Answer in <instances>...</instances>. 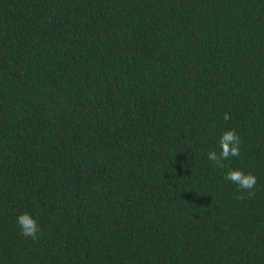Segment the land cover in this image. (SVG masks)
Listing matches in <instances>:
<instances>
[{
	"label": "trees",
	"instance_id": "trees-1",
	"mask_svg": "<svg viewBox=\"0 0 264 264\" xmlns=\"http://www.w3.org/2000/svg\"><path fill=\"white\" fill-rule=\"evenodd\" d=\"M0 264H264V0H0Z\"/></svg>",
	"mask_w": 264,
	"mask_h": 264
},
{
	"label": "clouds",
	"instance_id": "clouds-1",
	"mask_svg": "<svg viewBox=\"0 0 264 264\" xmlns=\"http://www.w3.org/2000/svg\"><path fill=\"white\" fill-rule=\"evenodd\" d=\"M229 118L228 114L225 113L224 119L227 120ZM240 144L241 139L234 129L224 131L218 140L219 153L215 150H210L207 152V159L212 161L215 167L223 169L225 168L223 161L228 160L230 157H239L241 155ZM224 179L235 184L241 193L247 192L248 196L255 195L254 189L257 184V179L252 173H245L240 169L228 168L225 172ZM243 198V194L238 197V199ZM16 223L22 236L32 239L38 238L40 229L36 220L30 214H19L16 218Z\"/></svg>",
	"mask_w": 264,
	"mask_h": 264
}]
</instances>
